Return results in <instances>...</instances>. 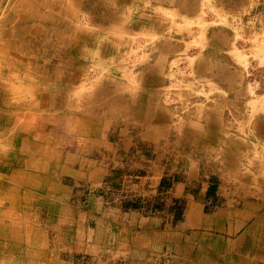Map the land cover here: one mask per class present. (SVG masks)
Wrapping results in <instances>:
<instances>
[{"label":"crops","instance_id":"obj_1","mask_svg":"<svg viewBox=\"0 0 264 264\" xmlns=\"http://www.w3.org/2000/svg\"><path fill=\"white\" fill-rule=\"evenodd\" d=\"M58 93L0 94V264H264L263 107L208 171L215 127L182 145L144 91L109 111Z\"/></svg>","mask_w":264,"mask_h":264},{"label":"rangeland","instance_id":"obj_2","mask_svg":"<svg viewBox=\"0 0 264 264\" xmlns=\"http://www.w3.org/2000/svg\"><path fill=\"white\" fill-rule=\"evenodd\" d=\"M142 90L182 145L215 127L217 150L196 151L208 171L233 167L240 128L264 108V0H0L3 96L58 91L109 111Z\"/></svg>","mask_w":264,"mask_h":264}]
</instances>
